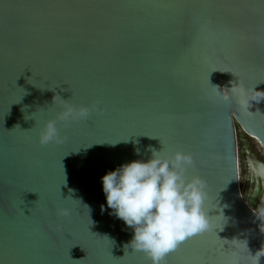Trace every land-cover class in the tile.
<instances>
[{
  "label": "water",
  "instance_id": "1",
  "mask_svg": "<svg viewBox=\"0 0 264 264\" xmlns=\"http://www.w3.org/2000/svg\"><path fill=\"white\" fill-rule=\"evenodd\" d=\"M57 94L96 110L41 146ZM239 129L264 151V0H0V264H150L125 250L134 231L102 177L163 145L194 156L188 176L226 222L165 264H249L264 247V177L246 200Z\"/></svg>",
  "mask_w": 264,
  "mask_h": 264
},
{
  "label": "clouds",
  "instance_id": "2",
  "mask_svg": "<svg viewBox=\"0 0 264 264\" xmlns=\"http://www.w3.org/2000/svg\"><path fill=\"white\" fill-rule=\"evenodd\" d=\"M52 105H56L59 111L39 127L37 135L41 146L63 142L58 122L70 125L83 121L96 110L95 105L76 106L58 94L53 97ZM32 116H25V119H33ZM135 151L140 154L139 149ZM148 151L151 152L150 159L133 160L107 172L102 177L103 192L111 214L134 231L133 239L125 245V250L131 248L132 252H143L150 264H165L167 254L182 241L212 230L223 231L226 222H214V216L208 215L207 181L198 175L188 176V169L195 166L191 153L169 152L164 145L162 150L149 147ZM248 164L255 176L264 177V163L249 161ZM57 214L69 216L71 209L60 207ZM261 214L264 215V210ZM216 223L220 226L217 227ZM261 257H264V247L255 255L250 254L249 264H260Z\"/></svg>",
  "mask_w": 264,
  "mask_h": 264
},
{
  "label": "rangeland",
  "instance_id": "3",
  "mask_svg": "<svg viewBox=\"0 0 264 264\" xmlns=\"http://www.w3.org/2000/svg\"><path fill=\"white\" fill-rule=\"evenodd\" d=\"M238 135V162H239V183L241 190L245 193L249 187V168L247 164L248 155L247 151L252 154V156L259 161L264 162V151L260 147L259 143L242 133L239 129ZM264 218V215L261 214Z\"/></svg>",
  "mask_w": 264,
  "mask_h": 264
},
{
  "label": "flooded vegetation",
  "instance_id": "4",
  "mask_svg": "<svg viewBox=\"0 0 264 264\" xmlns=\"http://www.w3.org/2000/svg\"><path fill=\"white\" fill-rule=\"evenodd\" d=\"M249 157H248V160H247V164L249 161H252V154L249 153V151L246 152ZM256 159V158H255ZM258 160V159H257ZM263 162V161H261ZM248 168H249V164H248ZM257 178V176H255L249 169V187L247 189V191L244 193L242 190V194L243 196L245 197V199L249 200V197L253 194V191H254V182H255V179ZM262 185V184H261ZM260 185V190H259V194H258V198H257V201H256V205H258V203L261 201V196H262V186ZM247 197V198H246Z\"/></svg>",
  "mask_w": 264,
  "mask_h": 264
},
{
  "label": "snow or ice",
  "instance_id": "5",
  "mask_svg": "<svg viewBox=\"0 0 264 264\" xmlns=\"http://www.w3.org/2000/svg\"><path fill=\"white\" fill-rule=\"evenodd\" d=\"M197 235H203V234H196V235H193V236L189 237L188 239L182 241V242L178 245V247H177L175 250H173L172 252H170V253L167 254V256L165 257V260H166L169 256H172V255H174L176 252H178L181 248H183V246H184L185 244L188 243L189 240L194 239Z\"/></svg>",
  "mask_w": 264,
  "mask_h": 264
},
{
  "label": "bare ground",
  "instance_id": "6",
  "mask_svg": "<svg viewBox=\"0 0 264 264\" xmlns=\"http://www.w3.org/2000/svg\"><path fill=\"white\" fill-rule=\"evenodd\" d=\"M247 198V197H246ZM247 200V199H246Z\"/></svg>",
  "mask_w": 264,
  "mask_h": 264
}]
</instances>
